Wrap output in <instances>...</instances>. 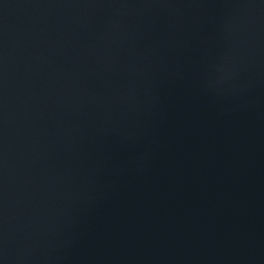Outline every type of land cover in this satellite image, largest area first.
<instances>
[{
    "label": "water",
    "instance_id": "1",
    "mask_svg": "<svg viewBox=\"0 0 264 264\" xmlns=\"http://www.w3.org/2000/svg\"><path fill=\"white\" fill-rule=\"evenodd\" d=\"M0 264H264V0H0Z\"/></svg>",
    "mask_w": 264,
    "mask_h": 264
}]
</instances>
